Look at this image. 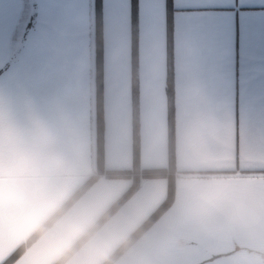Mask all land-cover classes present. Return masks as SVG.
Masks as SVG:
<instances>
[{"label": "crops", "instance_id": "0c3cea01", "mask_svg": "<svg viewBox=\"0 0 264 264\" xmlns=\"http://www.w3.org/2000/svg\"><path fill=\"white\" fill-rule=\"evenodd\" d=\"M100 3L97 159L93 0H0V263L56 209L23 219L6 199L7 178L26 163L38 180L63 159L65 200L97 175L62 214L89 227L131 183L104 171L132 168L136 103L139 170L168 166L171 135L173 199L112 264H264V0ZM166 191V178L142 177L92 234L105 249L88 264L102 262ZM88 254L83 243L63 264ZM55 260L40 235L12 264Z\"/></svg>", "mask_w": 264, "mask_h": 264}, {"label": "trees", "instance_id": "16d2710c", "mask_svg": "<svg viewBox=\"0 0 264 264\" xmlns=\"http://www.w3.org/2000/svg\"><path fill=\"white\" fill-rule=\"evenodd\" d=\"M135 0H133V3ZM93 64H94V87H95V110H96V156L97 159L102 154V33H101V3L100 0H93ZM134 47V46H133ZM135 50L133 48V57ZM135 58V57H134ZM133 58V65L135 59ZM166 92H172V84L169 80L166 82ZM133 126L134 143L132 151V168L129 170H105L106 176L111 178L129 177L131 183L129 187L117 197L95 221L88 227L87 235L77 238L72 243V248L66 257L56 259L52 264H63L87 239L92 235L138 188L140 179L164 177L167 179V191L165 198L159 205L133 230L127 237L116 246L112 252L99 264H112L171 204L173 199V176L171 164L173 161L172 140L169 136L168 142V166L162 168H144L139 170L138 149H137V115L136 103H134ZM139 172V173H138ZM205 175V174H203ZM97 175L88 176L78 188H76L64 201L59 209H55L50 215L61 216L79 196L93 183ZM41 235V223L35 230L20 243L0 264H12L24 251Z\"/></svg>", "mask_w": 264, "mask_h": 264}, {"label": "clouds", "instance_id": "9594fccd", "mask_svg": "<svg viewBox=\"0 0 264 264\" xmlns=\"http://www.w3.org/2000/svg\"><path fill=\"white\" fill-rule=\"evenodd\" d=\"M69 162L58 159L54 167H44L39 171V179H33V169L26 163L20 165L18 173L7 178L10 193L6 199L27 220L40 217L42 206L59 209L63 205L64 188L59 182V171L69 167ZM91 222H89L90 226ZM88 226L71 212L61 216L46 215L41 222L43 242L54 259L66 257L72 248L70 237L79 238L87 235ZM84 246L88 255H74L76 264H88L92 255H103L105 241L99 235L87 236Z\"/></svg>", "mask_w": 264, "mask_h": 264}]
</instances>
